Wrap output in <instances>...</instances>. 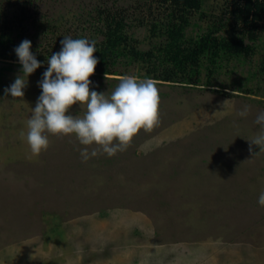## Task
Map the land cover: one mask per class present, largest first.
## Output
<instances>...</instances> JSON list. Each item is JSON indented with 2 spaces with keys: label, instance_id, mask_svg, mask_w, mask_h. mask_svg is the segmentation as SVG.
Returning <instances> with one entry per match:
<instances>
[{
  "label": "rangeland",
  "instance_id": "rangeland-1",
  "mask_svg": "<svg viewBox=\"0 0 264 264\" xmlns=\"http://www.w3.org/2000/svg\"><path fill=\"white\" fill-rule=\"evenodd\" d=\"M225 1L203 10L221 16ZM143 2L35 0L34 16L92 39L88 11L127 10L147 49ZM198 17L187 32L205 29ZM259 28L254 54L223 63L210 87L136 77V65L99 76L79 52L71 68L11 61L0 72V264H264Z\"/></svg>",
  "mask_w": 264,
  "mask_h": 264
},
{
  "label": "trees",
  "instance_id": "trees-1",
  "mask_svg": "<svg viewBox=\"0 0 264 264\" xmlns=\"http://www.w3.org/2000/svg\"><path fill=\"white\" fill-rule=\"evenodd\" d=\"M34 1L15 0L14 11L0 10V60L7 63L0 72L15 61L29 63L27 66L61 64L71 68L72 57L79 52L83 62L80 69L99 76L124 75L118 72V66L136 65V77L210 87L213 74L223 63L254 54L259 23L264 19V0H226L221 16H207L204 0H144L146 12L138 24L145 25L149 32L146 39L151 42L143 49L129 32L133 25L128 23L127 10L98 5L83 19V25L87 23L96 38L80 34L67 38L68 28L60 31L64 24L61 20L35 19ZM196 13L207 24L203 31L193 34L187 29L196 25L191 21ZM29 25L34 28L33 34ZM48 34L58 38L44 43L46 48L34 45L36 37L46 39ZM259 63L258 70L264 74V53ZM203 72L205 79L200 83ZM245 93L255 95L250 89Z\"/></svg>",
  "mask_w": 264,
  "mask_h": 264
}]
</instances>
